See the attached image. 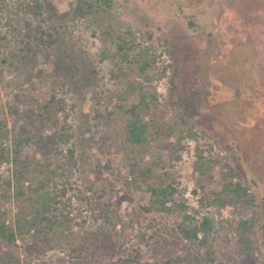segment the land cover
<instances>
[{
	"label": "rangeland",
	"instance_id": "374dc122",
	"mask_svg": "<svg viewBox=\"0 0 264 264\" xmlns=\"http://www.w3.org/2000/svg\"><path fill=\"white\" fill-rule=\"evenodd\" d=\"M75 5L0 0V194L11 179L6 157L13 142L55 99L57 127L45 133L64 126L68 142L48 162L31 145L21 155L48 176L57 196L51 211L72 227L66 235L104 228L107 214L121 221L112 231L121 252L80 258L66 240L25 258L27 234L0 254L22 264H236L242 258L232 246L240 205L216 208L203 198L219 194L225 177L243 186L250 177L257 212L247 214L256 220L253 261L264 264V0H111L110 8L84 17L74 14ZM118 37L136 45L130 54L149 47L156 56L145 76L119 58ZM130 81L152 94L143 112L150 140L133 153L101 118L111 114L122 127L116 118L138 101ZM68 152L75 165L63 176L59 164ZM142 168L149 169L146 176L139 175ZM28 183L35 188L37 178ZM153 185L174 188L165 209L150 194ZM1 195L2 219L14 228L19 209L33 203ZM202 219L212 222L217 243L207 263L197 260L203 248L177 229ZM131 256L138 261L125 262Z\"/></svg>",
	"mask_w": 264,
	"mask_h": 264
},
{
	"label": "trees",
	"instance_id": "16d2710c",
	"mask_svg": "<svg viewBox=\"0 0 264 264\" xmlns=\"http://www.w3.org/2000/svg\"><path fill=\"white\" fill-rule=\"evenodd\" d=\"M75 6L74 14L78 17H84L88 12L98 15L100 11H105L111 7V0H76ZM110 34L111 29H104V35L109 36ZM118 39L117 52L119 58L133 66V73L136 72L138 75L145 76L157 61L156 56L151 53L149 47L139 48L137 53L130 54L131 47L136 45L130 46L123 37H118ZM127 85L129 91L137 92L138 101L128 109L122 110V114L119 118H116L123 122L122 127L115 125L114 116L111 114L106 118H101L103 119V124L108 129L113 130L114 133H118L124 138L128 148L131 149L130 153H133L132 149L135 147L142 148L150 140V136L147 133L148 123L143 120V112L148 108L147 99L151 98L152 94L146 92L141 83L130 81ZM56 105H58V102L55 99L44 103L41 107V113L34 116L30 120V124L28 123L20 130V136L13 142V149H11L10 154H7L6 160L12 166V175L11 179L7 181V189L2 191L3 195H0L6 199L25 197L29 203H33V206L19 209L14 228L5 225L2 219L4 214L0 213V249L2 246L15 245L17 236L22 237L23 235L31 234V242L24 245L25 258L43 254L45 250L53 247V245L66 240L69 242V249L73 252L74 256L80 258L82 256L107 257L121 252V248L112 234V231L115 230L117 224L121 221L115 220L114 217L107 214L104 217V228L100 227L94 232H88L81 228L78 234H73L72 236L66 235V232L70 233L72 231V227H65L67 225L66 220L56 217L51 211L57 196L47 187L48 176L39 171L34 160L21 155L22 148L30 145L36 148L42 161L48 162L60 155L58 146L68 142L66 140L68 135L65 127L60 126L59 130L45 133L47 127L56 125L57 123V113H54ZM68 153L69 155L65 160V164H59L61 168L60 172L63 176L65 167L75 165V161L72 159V152ZM61 160L59 159V161ZM148 172V168H142L138 171L139 175L142 176H146ZM33 178H37L38 184L35 188L29 189L28 182ZM249 180L248 186H243L239 182L232 183L225 177L222 181L219 194L214 196L206 194L203 198L208 206L216 208H222L229 203L240 205L241 218L236 222L234 228L235 239L232 241V246L234 248L233 253L241 255L242 258L236 264H254V242L251 238L256 229V220L255 218H247V214L248 211L253 212L254 202L253 196L249 193V188L255 185L250 177ZM149 191L158 205L163 209H165V205L175 194L174 188L169 185L159 187L153 185L149 187ZM241 201L242 204L239 203ZM178 207L181 210L184 209V205H178ZM253 214H257L256 210H254ZM190 217L188 214L184 215V219H191ZM187 223H181V225L177 226V229L185 240L196 242L203 248L205 256L197 260H200V263L214 260L213 257L216 254L217 243L213 236L214 227L212 222L208 219H202L196 222L195 225ZM107 227H110V229L108 230ZM225 239H222V241H226ZM227 258L230 260L231 257L228 256ZM137 261L136 257L131 256V259H126L125 262ZM175 262L177 263L176 260L169 259L163 264H173ZM0 264H22V262L10 253H2L0 254Z\"/></svg>",
	"mask_w": 264,
	"mask_h": 264
}]
</instances>
